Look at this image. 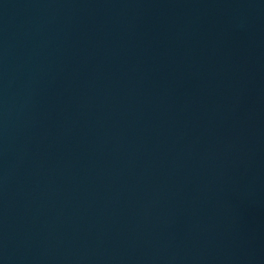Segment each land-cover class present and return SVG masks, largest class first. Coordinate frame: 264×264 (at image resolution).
<instances>
[{
	"label": "water",
	"instance_id": "obj_1",
	"mask_svg": "<svg viewBox=\"0 0 264 264\" xmlns=\"http://www.w3.org/2000/svg\"><path fill=\"white\" fill-rule=\"evenodd\" d=\"M0 264H264V0H0Z\"/></svg>",
	"mask_w": 264,
	"mask_h": 264
}]
</instances>
